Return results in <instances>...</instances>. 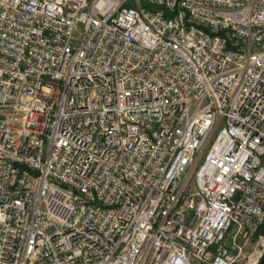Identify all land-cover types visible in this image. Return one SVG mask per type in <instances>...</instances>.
Returning <instances> with one entry per match:
<instances>
[{
  "label": "built area",
  "instance_id": "built-area-1",
  "mask_svg": "<svg viewBox=\"0 0 264 264\" xmlns=\"http://www.w3.org/2000/svg\"><path fill=\"white\" fill-rule=\"evenodd\" d=\"M264 0H0V264H259Z\"/></svg>",
  "mask_w": 264,
  "mask_h": 264
},
{
  "label": "trees",
  "instance_id": "trees-1",
  "mask_svg": "<svg viewBox=\"0 0 264 264\" xmlns=\"http://www.w3.org/2000/svg\"><path fill=\"white\" fill-rule=\"evenodd\" d=\"M259 235H264V221L262 222V224L256 230V232L254 234V237H257Z\"/></svg>",
  "mask_w": 264,
  "mask_h": 264
},
{
  "label": "rangeland",
  "instance_id": "rangeland-1",
  "mask_svg": "<svg viewBox=\"0 0 264 264\" xmlns=\"http://www.w3.org/2000/svg\"><path fill=\"white\" fill-rule=\"evenodd\" d=\"M254 234H255V233H254ZM258 237H264V235H259V236H257V237H254V235H253V241L257 240Z\"/></svg>",
  "mask_w": 264,
  "mask_h": 264
},
{
  "label": "water",
  "instance_id": "water-1",
  "mask_svg": "<svg viewBox=\"0 0 264 264\" xmlns=\"http://www.w3.org/2000/svg\"><path fill=\"white\" fill-rule=\"evenodd\" d=\"M259 264H264V257L262 258V260Z\"/></svg>",
  "mask_w": 264,
  "mask_h": 264
}]
</instances>
